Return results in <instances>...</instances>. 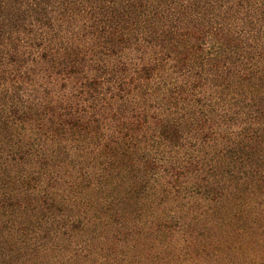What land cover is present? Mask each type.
<instances>
[{
  "label": "trees",
  "instance_id": "obj_1",
  "mask_svg": "<svg viewBox=\"0 0 264 264\" xmlns=\"http://www.w3.org/2000/svg\"><path fill=\"white\" fill-rule=\"evenodd\" d=\"M0 264H264V0H0Z\"/></svg>",
  "mask_w": 264,
  "mask_h": 264
}]
</instances>
